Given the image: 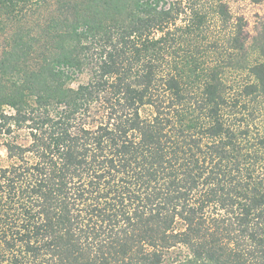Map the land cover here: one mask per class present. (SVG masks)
Returning a JSON list of instances; mask_svg holds the SVG:
<instances>
[{
  "label": "trees",
  "instance_id": "trees-1",
  "mask_svg": "<svg viewBox=\"0 0 264 264\" xmlns=\"http://www.w3.org/2000/svg\"><path fill=\"white\" fill-rule=\"evenodd\" d=\"M243 25L226 0H0V264H264V13L257 57Z\"/></svg>",
  "mask_w": 264,
  "mask_h": 264
},
{
  "label": "rangeland",
  "instance_id": "rangeland-1",
  "mask_svg": "<svg viewBox=\"0 0 264 264\" xmlns=\"http://www.w3.org/2000/svg\"><path fill=\"white\" fill-rule=\"evenodd\" d=\"M226 2L229 6V11L232 17L240 16L243 18L244 34L246 35L245 46L248 52V57H257V51L252 52L250 46L252 44L254 45L256 38L259 35L264 13L262 2L260 0H226ZM212 30L216 32L219 30V28L215 26L212 28ZM226 75L228 80L232 83L242 82L243 78H245L243 73L236 71H227ZM256 107L257 118L254 120V123H252L254 127L253 130L255 127L260 129L264 128V96L258 99ZM250 110L252 109L250 108Z\"/></svg>",
  "mask_w": 264,
  "mask_h": 264
}]
</instances>
